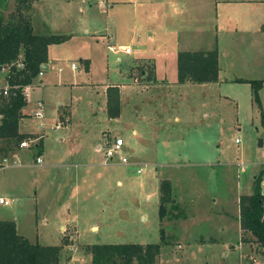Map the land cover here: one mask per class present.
I'll return each mask as SVG.
<instances>
[{
  "label": "rangeland",
  "instance_id": "1",
  "mask_svg": "<svg viewBox=\"0 0 264 264\" xmlns=\"http://www.w3.org/2000/svg\"><path fill=\"white\" fill-rule=\"evenodd\" d=\"M92 2L97 3L85 4L84 16L73 23L78 30L93 21L89 28H99V38L53 48L54 67L42 77L43 86L28 94L29 110L43 97V151L38 153L36 135L30 134L18 156L0 154V195L8 199L0 205V218L16 222L31 242L61 245L60 264H91L86 248L92 244L160 243L162 229L167 242L155 264H237L246 252L241 264H262L256 244L239 242L238 201L253 191L259 173L264 180V82L260 109L249 83L175 81L178 51L213 48L222 77L264 79V0H136V7L121 8L127 17L114 13L107 29L100 0ZM14 5L11 0L0 11L8 14ZM64 6L65 0H40L35 23L46 17L56 31L72 26ZM114 9L118 13L120 6ZM135 11L142 16L136 21L130 19ZM78 52L88 54V70ZM117 85L125 100L120 114L110 118L106 89ZM59 118L61 126L50 129ZM26 121V129L39 132V120ZM115 137L124 140L127 163L94 149ZM218 144L235 163L232 171L152 163L182 153L205 161ZM162 179L171 180L178 206L170 208L171 222L158 215Z\"/></svg>",
  "mask_w": 264,
  "mask_h": 264
},
{
  "label": "trees",
  "instance_id": "2",
  "mask_svg": "<svg viewBox=\"0 0 264 264\" xmlns=\"http://www.w3.org/2000/svg\"><path fill=\"white\" fill-rule=\"evenodd\" d=\"M10 0H0L6 5ZM31 0H15L14 9L8 14L0 11V73L5 66L9 71L5 80L10 86L7 96H0V154L5 156L17 150L30 134L19 132L22 109L27 101L23 95L25 86L33 83L42 65L48 61V46L64 42L68 36L62 34H38L34 31L26 9ZM1 7V6H0ZM22 63L19 67L17 63ZM176 82L210 83L219 80L218 51L181 50L176 55ZM236 82L249 83L252 99L261 109L259 91L264 79L236 78ZM106 112L114 118L120 114L121 100L118 86L106 89ZM261 125L264 128V110H261ZM41 141L37 142L38 153ZM4 158V157H3ZM261 173L255 178V186L250 194H242L238 201V220L241 229L240 240L255 243L262 254L264 264V194H262ZM159 219H168L170 208L178 206L171 197V182L160 181ZM169 204V207L168 205ZM173 215V214H172ZM175 215V214H174ZM160 243H97L88 245L86 251L91 256V264H155L162 243H166L163 229ZM61 245H42L31 242L16 230L13 220L0 219V264H60Z\"/></svg>",
  "mask_w": 264,
  "mask_h": 264
},
{
  "label": "crops",
  "instance_id": "3",
  "mask_svg": "<svg viewBox=\"0 0 264 264\" xmlns=\"http://www.w3.org/2000/svg\"><path fill=\"white\" fill-rule=\"evenodd\" d=\"M216 1H218V0H216ZM11 2V0L6 4V5H4V6H2V5H0L1 7H3V8H6L8 5H9V3ZM40 2V0H35L32 4H31V6L29 7V8H27L26 9V13L27 14H29V16H30V18H31V22H32V25H33V28H34V31L36 32V33H38V34H62V35H67L68 36V38L64 41V42H61V43H56V44H50L49 46H48V61H47V63L45 64L46 66L43 68V72H42V74L41 75H38L37 76V82H36V84H34L35 82H33L32 84H30L29 86H28V88H27V97H26V101H27V103H26V105L23 107V109H22V113H23V116H22V118H21V120H20V123H19V132H21V133H27V134H34V135H36V142H34V145L36 146V144H37V142H39V141H41V152L43 151V145H44V143H43V137H44V132H43V130L47 127V123H46V116H45V105H44V101H43V97H41V95L39 96H37V98L34 100V108H32L31 110H29V109H27L28 108V103H29V101H28V94H29V92L32 90L33 91V89H35V88H38V87H42L43 86V84L41 83L42 81H41V79H42V77L47 73V71H48V69H49V67L50 66H53L54 67V62H53V59L51 58V50L53 49V48H59L60 46L61 47H66V46H69V44H70V42H72L73 40H83V41H85V40H88V38H90V36H93V39H98L99 38V33H98V29L97 28H89V25L92 23L93 24V21H90V20H88L89 22V24H88V27H86V26H82V28H80V29H78L77 30V28H74V23H73V21L74 20H78V15H81V16H84L83 14H84V12H85V10H86V6H85V4H87V6H92L93 4H95V3H97V2H92V0H65V6L63 7V11L65 12L66 10L65 9H67V18H66V20L68 21L67 23L69 24V25H72V26H67L64 30H60V31H56V30H54L53 29V24H52V22H50L49 24H48V22L46 21V17L45 18H43L41 21H39L38 20V22L37 23H35V21H34V19H35V15L37 14V13H35V6H36V4L37 3H39ZM100 2H101V5H102V9H101V13L103 14V15H105V18H106V27H105V29H107V25H108V21L109 20H114V13L116 14V15H118V16H120V17H124V16H126V15H128L129 14V11L128 12H125V10H122L121 8L122 7H125V6H133V7H136L138 4H139V2H136V0H100ZM116 6H120V9H119V12L117 13L116 11H115V9L114 8H116ZM1 7H0V9H1ZM67 7V8H66ZM177 10H180V7H177ZM73 11H76L75 12V14L72 16V12ZM146 13V12H145ZM77 14V15H76ZM127 17V16H126ZM142 16H141V12L139 13H137V11H135V12H132L131 13V17H130V19H134L135 21H136V19H139V18H141ZM146 18V17H145ZM54 23H56V22H54ZM62 24V23H61ZM94 25H96V24H94ZM57 28V27H56ZM91 30H95V31H97V32H95V31H93V32H91ZM103 35V34H102ZM104 36H105V38H106V41H108L109 39H108V34H104ZM109 49H110V47H114V46H112V45H108L107 46ZM126 48V47H125ZM111 50V49H110ZM115 51V50H114ZM130 52V51H129ZM79 53V55H83V57L82 58H80V60H81V62H82V64H83V66H84V68L86 69V70H88V68H89V63H90V59H89V56H87L88 54L86 53V52H78ZM141 56V55H140ZM142 57H144V56H142ZM137 58V57H136ZM72 64H74V63H71V66H72ZM72 67H76L75 66V64H74V66H72ZM157 69H156V67H155V71H156ZM157 72V71H156ZM236 78H246V77H236ZM236 78H232V79H230V78H227V77H222L220 74H219V80L217 81V82H210V83H202V84H200L201 86H205L206 84H215V85H219V84H221L222 82H226V81H234ZM246 79H252V78H246ZM156 80H157V82H160V80L158 79V75H157V77H156ZM176 82V81H175ZM187 83H190V82H187ZM246 83V82H245ZM184 84H186V83H184ZM183 84H180V86H182ZM105 86H108V84H106ZM118 86V88H119V90H120V100H121V106H123V102H124V98H123V94H124V92L125 91H123L122 89H121V87L120 86H122V85H117ZM162 86V85H161ZM263 86V85H262ZM162 87H165V85H163ZM220 97H225V96H227V95H224V94H220L219 95ZM123 98V99H122ZM229 98V97H228ZM41 102L42 103V113H43V116L42 117H36V116H34V113L37 111V110H39L40 109V107L38 106V102ZM61 114V113H60ZM32 117H34L35 119H37V120H39L40 122L38 123V130H39V132H37V131H33V130H28V129H26V127H25V125H27V121L26 120H29V119H31ZM173 119H174V117H173ZM175 120H177V123H179L178 121H179V117H177V116H175ZM61 126V122H60V118H59V121H57V122H55V125L54 126H50V129H53V128H55V129H57V128H59ZM133 133H136V130H134L133 131ZM168 134H170V133H168ZM170 135H172V133L170 134ZM33 143V142H32ZM97 144H100V143H96L95 144V150H96V146H97ZM24 147L23 146H21V147H19V149H17V150H14V151H12L13 153V156L12 157H15V156H18L19 154V151H21L22 149H23ZM215 148V149H214ZM214 148L212 149V158H209L208 160H205V161H201V160H198V161H196L195 159H193L191 156H189L188 154H186V153H182V154H180V156L177 158V159H172L169 155H168V159H165V161L164 162H159V161H154V162H152L153 164H155L156 166H158V167H161V166H164V167H177V166H184V167H196V166H202V167H206V168H211V167H213V168H215L216 166H219V167H222L223 166V168L224 169H227V171L229 170V171H232V167L235 165V163H232L231 161H229L228 159H227V156L225 155V154H223V152L221 151V147L219 146V144L218 145H216V146H214ZM15 153H17V154H15ZM113 161H114V158L112 159ZM158 162V163H157ZM236 165H238L237 163H236ZM240 168V167H239ZM241 169V168H240ZM239 169V170H240ZM238 169L237 168H235V171H237ZM192 171H194V170H192ZM221 174V173H220ZM172 176V175H171ZM264 176V175H263ZM254 177H255V175H254ZM172 178V177H171ZM252 178H253V175H252ZM264 181V180H263ZM170 182H171V180H170ZM263 183V182H262ZM171 192H172V186H171ZM207 197H206V196ZM0 197H3L4 198V196H2V195H0ZM201 197H204V198H206L207 200H209L210 199V201H212L213 203H215L216 202V200H217V198H215V197H211L210 195H209V193H207V194H201ZM173 199H176V198H174V197H172ZM4 199H6V198H4ZM8 200V199H7ZM8 204V203H7ZM0 205H4V203H0ZM0 219H5V218H0ZM145 219V218H144ZM166 221L167 222H171L169 219H166ZM239 221V220H238ZM15 224H16V230H17V226H18V224L15 222ZM98 227V226H97ZM61 228L63 229V228H65V227H63V226H61ZM92 228H94L93 227V225H92ZM239 229H240V225H239ZM240 231H241V229H240ZM17 232H18V230H17ZM240 236H241V232H240ZM214 241V240H213ZM239 242L241 243V244H248V245H250V244H255V243H252V242H250V243H247V242H242L241 240H240V237H239ZM178 246V245H177ZM164 247H168V245H166V246H164ZM163 247V248H164ZM165 248V249H166ZM160 255V254H159ZM223 255H224V258H226L227 257V253L226 252H223ZM247 255H248V252H246V253H243L242 254V256L241 257H239V258H241L238 262H237V264H241L244 260H245V258L247 257ZM161 256V255H160ZM160 256H158V258H157V261H159L160 260Z\"/></svg>",
  "mask_w": 264,
  "mask_h": 264
},
{
  "label": "built area",
  "instance_id": "4",
  "mask_svg": "<svg viewBox=\"0 0 264 264\" xmlns=\"http://www.w3.org/2000/svg\"><path fill=\"white\" fill-rule=\"evenodd\" d=\"M111 50H116L114 47H110ZM130 49L128 47L125 48V52H129ZM17 65L19 67L22 66V63L18 62ZM72 66H74V64H72ZM7 70L6 73L9 71V67L8 66H5L1 69V72H3L4 70ZM43 72V68L42 70L39 72L38 75H41ZM6 81V80H5ZM29 86V85H28ZM28 86H25L24 87V90H23V95L24 97L26 98L27 97V88ZM10 93V86L9 84L6 82L5 84H2L0 85V96H7L8 94ZM38 106L40 107L39 110H37L35 113H34V116L36 117H42L43 116V113H42V103L39 101L38 102ZM0 118H1V115H0ZM123 144H124V140L122 137H115L112 141H110L109 143H107L106 145H100L98 144L96 149L98 151H101L104 156L108 159H113L114 157H118L120 160L122 159L123 162H128V160L125 158V156H123L124 152H123ZM28 141L27 140H23L21 141L20 143V146H28ZM40 158H38L39 160ZM137 172H140V169H137ZM0 203H4V204H7L8 203V200L7 199H4L3 197H0Z\"/></svg>",
  "mask_w": 264,
  "mask_h": 264
},
{
  "label": "water",
  "instance_id": "5",
  "mask_svg": "<svg viewBox=\"0 0 264 264\" xmlns=\"http://www.w3.org/2000/svg\"><path fill=\"white\" fill-rule=\"evenodd\" d=\"M45 66H46V65L43 64V65H42V68H44ZM259 144H260V145L262 144L261 140H260ZM261 192H262V194H264V181H263V183H262V190H261Z\"/></svg>",
  "mask_w": 264,
  "mask_h": 264
}]
</instances>
